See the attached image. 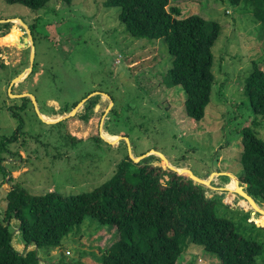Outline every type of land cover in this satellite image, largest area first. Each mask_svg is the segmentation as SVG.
Segmentation results:
<instances>
[{
  "label": "rangeland",
  "instance_id": "1",
  "mask_svg": "<svg viewBox=\"0 0 264 264\" xmlns=\"http://www.w3.org/2000/svg\"><path fill=\"white\" fill-rule=\"evenodd\" d=\"M171 4L180 6L184 15L221 25L213 48L211 103L200 122L187 116L185 93L169 88L165 81L172 65L167 46L162 40L133 39L118 10L107 8L105 0H49L38 11L0 0V21L7 22L0 25L10 24L0 30V218L5 215L7 192L15 185L36 196L91 192L112 178L130 157L129 149L134 157L154 150L178 169L188 168L203 180L212 177V188L203 185L207 194L229 206L219 205L217 214L241 226V232L251 231V226L261 229L264 238V216L254 214L236 191H225L232 177L238 180L241 173L242 130L256 119L243 88L253 60L261 61L264 70L262 25L231 0H171ZM19 19L33 35L34 67L27 80L9 91L13 79L29 68L32 55L29 31ZM91 93L96 94L91 97H96V105L88 122L81 119L85 103L76 115L57 124L43 122L29 97L24 98L31 102L24 105V98L10 96L31 94L42 115L63 119ZM258 121L254 130L264 141V120ZM103 132L129 142L118 138L119 144L112 146L101 138ZM153 156L154 165L166 167ZM224 174L228 178L223 179ZM16 225L13 220L15 247L23 243ZM97 225L87 219L62 240L61 250L41 252V264H101L98 247L91 249L81 241ZM98 235L95 239L103 245L107 237ZM184 255L179 264L217 263L195 245Z\"/></svg>",
  "mask_w": 264,
  "mask_h": 264
},
{
  "label": "trees",
  "instance_id": "2",
  "mask_svg": "<svg viewBox=\"0 0 264 264\" xmlns=\"http://www.w3.org/2000/svg\"><path fill=\"white\" fill-rule=\"evenodd\" d=\"M4 1L36 11L49 2ZM231 2L244 13L253 14L262 25L264 38V0ZM105 5L118 10L125 32L133 39L162 40L172 57L165 76L168 87L185 93V111L193 122L204 120L215 84L213 48L221 25L199 15H184L171 0H105ZM5 27L10 24H1L0 30ZM260 64L251 62L243 88L256 119L241 133V173L237 179L264 208V141L254 130L258 118L264 120V70ZM22 101L24 105L31 102L29 98ZM95 105L96 97L90 98L81 115L83 121H89ZM9 110L16 116L13 107ZM155 159L150 156L136 163L127 156L109 181L82 194L63 196L51 191L36 196L15 185L7 192L5 215L0 218V264H41V252L48 255L61 250L62 240L87 219L98 225L81 241L91 249L98 247L101 264H179L192 245L201 247L216 264H264L261 229L251 226V231L241 232V226L217 214L219 205L229 208L221 198L208 195L206 188L187 174L154 165ZM13 220L26 248L36 246L37 250H16ZM100 232L103 234L98 235ZM97 235L107 237L103 245L96 241Z\"/></svg>",
  "mask_w": 264,
  "mask_h": 264
},
{
  "label": "water",
  "instance_id": "3",
  "mask_svg": "<svg viewBox=\"0 0 264 264\" xmlns=\"http://www.w3.org/2000/svg\"><path fill=\"white\" fill-rule=\"evenodd\" d=\"M20 20V19H19ZM0 22H5L7 23L6 21H0ZM20 22L25 26L26 30L29 31V37L31 39V46H32V55H31V62H30V66L27 70H25L22 74H20L19 76H17V78L13 79V81L11 82L10 84V88H9V91L12 89V87L15 85V83L17 84H20L22 82H24L25 80H27V78L29 77V75L31 74V72L33 71V67H34V56H35V53H34V47H33V35L31 34V31L29 29V27L22 21L20 20ZM33 57V58H32ZM94 95H96L95 93L92 94V95H89L87 98L83 99L82 102H80L74 109H72V111L69 113V115L63 117V119H58L57 121L55 122H52V121H47L45 120L43 117V115L40 113L39 109H38V103L36 101V98L31 95V94H21V95H13V94H10L11 97H15L16 98H24V97H29L33 104H34V107H35V110L38 112L39 114V117L41 118V120L47 124H57V123H60L61 121L63 120H66L67 118L69 117H72L74 115H76V113L78 112V109L82 108L84 106V104L91 98L93 97ZM105 95V94H104ZM107 96L109 99L110 97L108 95H105ZM111 101V99H110ZM111 104H112V101H111ZM111 106H110V110H111ZM101 138L103 140H105L107 143H109L110 145L112 146H115L116 144H119L118 141L115 142V141H109L108 139H106L104 136H103V133L100 135ZM119 139H124L126 140L127 142H129V139L128 138H124V137H118ZM130 151V158L136 162V163H139L141 161H143L144 159L150 157V156H153L154 154L157 155L160 159H162V161L165 162L166 166L172 170V171H175L177 173H179L180 175H184V174H187L189 176L190 179H192L195 183L197 184H200V185H204V186H208L210 188H212V185H211V180H212V177L208 180H203L201 179L200 177H198L197 175H195L193 173V171H191L190 169L188 168H184V169H178L176 168L175 166L171 165L169 160L163 155L161 154L160 152H157V151H154L152 150L151 153L147 154V155H143V156H140V157H134L133 154H132V150L129 149ZM154 153V154H153ZM216 175H223L221 173H218ZM224 175H227V174H224ZM228 176V175H227ZM214 177V176H213ZM232 177V176H230ZM234 178V177H232ZM235 179V178H234ZM238 182V189L236 190V193H238V195H240L242 198H244L250 205L251 207L253 208V213L254 214H260L262 216H264V209L262 207H260V205L245 191L244 187H241L240 186V182L237 180ZM226 190H229V189H225ZM231 205V204H229Z\"/></svg>",
  "mask_w": 264,
  "mask_h": 264
},
{
  "label": "bare ground",
  "instance_id": "4",
  "mask_svg": "<svg viewBox=\"0 0 264 264\" xmlns=\"http://www.w3.org/2000/svg\"><path fill=\"white\" fill-rule=\"evenodd\" d=\"M43 118L45 120H47V121H55V120H58L59 119V118H52V117H48V116H44ZM103 136L106 139H108L109 141H115V142L118 141V137L115 136V135H111V134H108L106 132H103ZM227 188L230 189L231 191H236L238 189V182H237V180L233 178L232 179V182H230V184L227 185Z\"/></svg>",
  "mask_w": 264,
  "mask_h": 264
},
{
  "label": "crops",
  "instance_id": "5",
  "mask_svg": "<svg viewBox=\"0 0 264 264\" xmlns=\"http://www.w3.org/2000/svg\"><path fill=\"white\" fill-rule=\"evenodd\" d=\"M49 117V116H48ZM109 134V133H108ZM17 246H20V248L19 247H17ZM15 248H16V250L17 251H19L20 253H27L28 251H31V250H37V248H36V246H30V247H28V248H26V246L23 244V243H21V244H18ZM93 263H95L96 264V262H94L93 261Z\"/></svg>",
  "mask_w": 264,
  "mask_h": 264
},
{
  "label": "flooded vegetation",
  "instance_id": "6",
  "mask_svg": "<svg viewBox=\"0 0 264 264\" xmlns=\"http://www.w3.org/2000/svg\"><path fill=\"white\" fill-rule=\"evenodd\" d=\"M98 96V95H97ZM88 102V101H87ZM87 102H86V104H87ZM85 105V104H84Z\"/></svg>",
  "mask_w": 264,
  "mask_h": 264
}]
</instances>
